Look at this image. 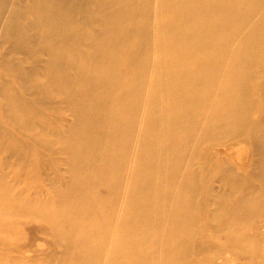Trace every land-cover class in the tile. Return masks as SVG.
Returning <instances> with one entry per match:
<instances>
[{
	"label": "bare ground",
	"instance_id": "bare-ground-1",
	"mask_svg": "<svg viewBox=\"0 0 264 264\" xmlns=\"http://www.w3.org/2000/svg\"><path fill=\"white\" fill-rule=\"evenodd\" d=\"M3 46L0 264H264V0H0Z\"/></svg>",
	"mask_w": 264,
	"mask_h": 264
},
{
	"label": "rangeland",
	"instance_id": "rangeland-1",
	"mask_svg": "<svg viewBox=\"0 0 264 264\" xmlns=\"http://www.w3.org/2000/svg\"><path fill=\"white\" fill-rule=\"evenodd\" d=\"M4 52H5V46H3L2 48H0V57H3ZM0 59H1V58H0ZM233 151H234V149L229 150L228 153H229V152L231 153V152H233ZM251 152H252V150H251V148H250V145L247 144V143H244V144H241V145L239 146V151L236 152L234 155H235L237 158H239V157H241V156H245V155L248 156V155L251 154ZM0 157H1V158H5L4 154H1ZM6 159H8V158H6ZM12 159H13V158H11V159H9V160L11 161ZM241 160L244 161V160L242 159V157H241ZM16 168H17V167H12L11 170L13 171V170H15ZM17 170H18V169H17ZM20 187H21V186H20ZM20 187H19V188H20ZM16 188H18V186H17ZM19 188H18V189H19ZM28 224L31 225L32 223H28ZM28 224L22 226V228H18V227H17L18 230H19V229L22 230V232L24 233V236L27 235V234H29V233L31 232L30 228H33V227H30ZM29 230H30V231H29ZM263 231H264V228H262V229L260 230V232H263ZM263 234H264V233H263ZM4 238H5L4 235H0V239H4ZM35 242L38 243V246H37L38 248L32 246L30 253H26V255H25L26 257H38L39 259L42 260V258L45 256V254H48L50 251L52 252L53 249H54L53 247L48 246V241L45 240V239H42L41 237L36 238V241H35ZM230 255H231V254L225 253L224 257H225V256H229V257H227L228 259H227V261L224 262V263H222V261H221L220 259H216V260L213 261V262H209V261H207L208 258H209V256L205 255V256H203L201 259H198V260H196L195 262L190 263V264H245V263L240 262L236 257L230 256ZM246 264H250V263H246Z\"/></svg>",
	"mask_w": 264,
	"mask_h": 264
}]
</instances>
